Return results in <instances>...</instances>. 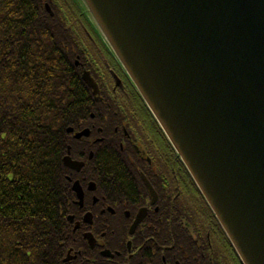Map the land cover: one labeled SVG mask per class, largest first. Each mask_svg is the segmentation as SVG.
<instances>
[{
    "label": "water",
    "instance_id": "water-1",
    "mask_svg": "<svg viewBox=\"0 0 264 264\" xmlns=\"http://www.w3.org/2000/svg\"><path fill=\"white\" fill-rule=\"evenodd\" d=\"M80 1L243 263L264 264V0Z\"/></svg>",
    "mask_w": 264,
    "mask_h": 264
},
{
    "label": "trees",
    "instance_id": "trees-1",
    "mask_svg": "<svg viewBox=\"0 0 264 264\" xmlns=\"http://www.w3.org/2000/svg\"><path fill=\"white\" fill-rule=\"evenodd\" d=\"M84 30L91 27L75 0H0V264H65L70 248L94 256L66 220L78 209L62 161L68 127L90 112L59 113L67 97L63 87L82 80L74 60L86 62L84 48L91 53ZM80 106L84 98L75 109ZM172 153L174 170L185 180L176 193L189 192L187 203L209 211ZM184 241L189 246L193 239ZM223 245L229 263L240 264L225 236Z\"/></svg>",
    "mask_w": 264,
    "mask_h": 264
},
{
    "label": "flooded vegetation",
    "instance_id": "flooded-vegetation-1",
    "mask_svg": "<svg viewBox=\"0 0 264 264\" xmlns=\"http://www.w3.org/2000/svg\"><path fill=\"white\" fill-rule=\"evenodd\" d=\"M87 71L102 92L94 112L68 130L88 140L67 149L64 158L70 151L83 163L66 177L72 192L76 182L81 186L83 202L72 232L94 256L86 248L73 249L68 264H227L229 252L217 222L201 204L186 202L189 192L176 193L185 180L175 172L172 150L137 103V94L109 96L104 83L109 70ZM174 216L181 219L172 222ZM184 236L192 237L189 246Z\"/></svg>",
    "mask_w": 264,
    "mask_h": 264
},
{
    "label": "bare ground",
    "instance_id": "bare-ground-1",
    "mask_svg": "<svg viewBox=\"0 0 264 264\" xmlns=\"http://www.w3.org/2000/svg\"><path fill=\"white\" fill-rule=\"evenodd\" d=\"M86 51L87 50L85 48L81 51V53L85 52V57L87 59L86 62H82L80 60V56H78L77 59L74 60L75 65L81 69L80 77L82 80L77 81L75 84H68L67 86L63 87L67 97L63 107L59 109V113H69L71 111H75V116L77 117L82 111H89L90 113L94 112V110L98 107V105L96 104L98 101H96V99L99 100L98 98L102 91L98 87L97 92L95 93L96 98H93L94 95L92 89L90 88L88 82L84 79V75L86 74L87 69L97 70L98 66H102L103 68L109 70L107 73V78L104 79L106 94H108L109 96L124 95L131 98L135 97V92L129 85V76L127 72L122 67L116 65L114 55L109 51L104 43L100 41H94L92 52L87 53ZM82 64H84L85 66H81ZM77 85H81V88L77 87ZM82 98H84L86 106H80L75 109V105L79 103ZM137 103L141 105V107L150 110L146 101L142 97L137 98ZM114 111L115 108H112L110 110V113ZM114 117L115 116H111V119H113ZM79 118L84 120L86 117L81 116ZM63 139L66 149H69L70 151L71 149L76 148V144L79 140H88L86 137L80 134L74 135V132L67 131L63 136Z\"/></svg>",
    "mask_w": 264,
    "mask_h": 264
},
{
    "label": "rangeland",
    "instance_id": "rangeland-1",
    "mask_svg": "<svg viewBox=\"0 0 264 264\" xmlns=\"http://www.w3.org/2000/svg\"><path fill=\"white\" fill-rule=\"evenodd\" d=\"M91 17V16H90ZM106 71H107V69H106Z\"/></svg>",
    "mask_w": 264,
    "mask_h": 264
}]
</instances>
